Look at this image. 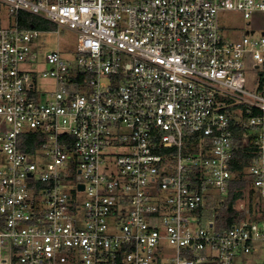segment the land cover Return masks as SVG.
Here are the masks:
<instances>
[{"label": "built area", "instance_id": "1", "mask_svg": "<svg viewBox=\"0 0 264 264\" xmlns=\"http://www.w3.org/2000/svg\"><path fill=\"white\" fill-rule=\"evenodd\" d=\"M21 11L77 35L75 61L46 55L49 89ZM225 11L249 20L239 40ZM256 14L264 0H0V264H264L261 212L204 219L235 178L232 124L260 151L245 172L264 199Z\"/></svg>", "mask_w": 264, "mask_h": 264}, {"label": "trees", "instance_id": "2", "mask_svg": "<svg viewBox=\"0 0 264 264\" xmlns=\"http://www.w3.org/2000/svg\"><path fill=\"white\" fill-rule=\"evenodd\" d=\"M18 22L23 28L31 26L40 28L42 24L46 23L39 16L24 11L19 13ZM261 87H264V74L261 78ZM232 126L236 131H242L244 134L248 131V129L235 124H232ZM246 134L247 138L245 135L234 138L235 148L231 169L235 174V178L232 180L228 191L225 194L219 195L217 202L214 204H207L208 207L206 208L204 219L214 220L218 230L229 228L235 222L247 216L246 210L237 208L241 200H247L246 202L251 214L258 211L262 213V218H264V199L258 201L254 199V191L249 188L251 180L245 172V169L252 165L255 159L260 157V151L254 147L252 143L253 137L248 133Z\"/></svg>", "mask_w": 264, "mask_h": 264}, {"label": "rangeland", "instance_id": "3", "mask_svg": "<svg viewBox=\"0 0 264 264\" xmlns=\"http://www.w3.org/2000/svg\"><path fill=\"white\" fill-rule=\"evenodd\" d=\"M45 22L46 23L42 24V27L39 28L41 30L39 38L33 43V48L38 52L40 56V63L37 68H33L31 65H28L26 68L34 69L37 72L39 82L41 83L43 88L49 89L53 84L52 81L42 77L43 71L48 68L47 64L45 63L46 55L51 51L60 50L64 58L75 61L77 58V53L75 52L77 35L73 31H70L68 29H58L55 24L47 21ZM218 22L224 37L229 40H239L249 28L247 25L249 20L244 19L241 14L233 11H225L219 13ZM252 24L257 29L256 36L261 35V33L264 31V16L262 14H256L254 20L252 21ZM250 66L251 64L247 63L246 77L248 82L246 88L247 90L256 93L259 91V72L253 74ZM240 120L243 122H247V119L242 115H240ZM1 123L2 118H0V124ZM255 132L256 130L254 129L250 130V134H254ZM246 133L247 132H245V134ZM247 137L248 136H246V138ZM217 199V196L212 197V199H210V202L214 204L215 202H217ZM1 256L5 257L6 251H4ZM258 257L259 259L264 261V247L263 249H261Z\"/></svg>", "mask_w": 264, "mask_h": 264}, {"label": "water", "instance_id": "4", "mask_svg": "<svg viewBox=\"0 0 264 264\" xmlns=\"http://www.w3.org/2000/svg\"><path fill=\"white\" fill-rule=\"evenodd\" d=\"M31 27H33V26H31Z\"/></svg>", "mask_w": 264, "mask_h": 264}]
</instances>
